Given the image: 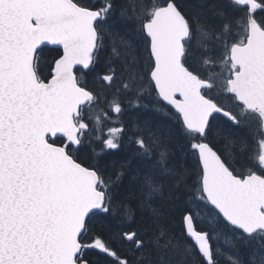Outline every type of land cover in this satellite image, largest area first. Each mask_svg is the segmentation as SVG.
Masks as SVG:
<instances>
[{
    "label": "snow or ice",
    "instance_id": "snow-or-ice-1",
    "mask_svg": "<svg viewBox=\"0 0 264 264\" xmlns=\"http://www.w3.org/2000/svg\"><path fill=\"white\" fill-rule=\"evenodd\" d=\"M0 264H264V0H0Z\"/></svg>",
    "mask_w": 264,
    "mask_h": 264
}]
</instances>
